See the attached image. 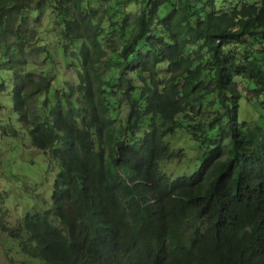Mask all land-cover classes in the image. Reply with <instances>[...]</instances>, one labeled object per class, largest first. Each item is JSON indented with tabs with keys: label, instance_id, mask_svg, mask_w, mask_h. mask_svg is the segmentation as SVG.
I'll list each match as a JSON object with an SVG mask.
<instances>
[{
	"label": "trees",
	"instance_id": "16d2710c",
	"mask_svg": "<svg viewBox=\"0 0 264 264\" xmlns=\"http://www.w3.org/2000/svg\"><path fill=\"white\" fill-rule=\"evenodd\" d=\"M5 95L60 168L44 211L0 206L15 264H264V0H0Z\"/></svg>",
	"mask_w": 264,
	"mask_h": 264
},
{
	"label": "rangeland",
	"instance_id": "374dc122",
	"mask_svg": "<svg viewBox=\"0 0 264 264\" xmlns=\"http://www.w3.org/2000/svg\"><path fill=\"white\" fill-rule=\"evenodd\" d=\"M118 16V14H117ZM58 59H62L63 54L59 48L56 49ZM40 68L43 67L40 60L36 61ZM1 103L6 107L9 103V95L1 96ZM252 113H255L252 109ZM14 119L16 114L12 113ZM0 116H6L5 111L0 112ZM12 124V122H11ZM183 131H179L169 139L176 151H181L184 160L189 163L191 156H195L197 151L192 149V139ZM0 133V190L7 194L4 201H0L3 212V220L10 226L15 227L19 218L26 211H44L52 205V193L55 176L59 171L58 163H50V151L44 152L33 148L25 138H8ZM181 148V149H177ZM185 156V157H184ZM182 160V159H179ZM178 161V158L175 159ZM196 159L195 164H189L188 168L176 169L170 163L164 167L170 170L174 177H180L193 173L199 166ZM21 260L15 248L0 233V264H15ZM32 264H42L32 262Z\"/></svg>",
	"mask_w": 264,
	"mask_h": 264
}]
</instances>
